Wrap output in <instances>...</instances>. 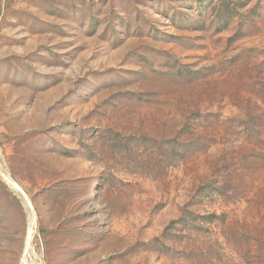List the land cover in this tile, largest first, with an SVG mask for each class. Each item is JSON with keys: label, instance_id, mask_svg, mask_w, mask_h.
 <instances>
[{"label": "rangeland", "instance_id": "rangeland-1", "mask_svg": "<svg viewBox=\"0 0 264 264\" xmlns=\"http://www.w3.org/2000/svg\"><path fill=\"white\" fill-rule=\"evenodd\" d=\"M0 264H264V0H0Z\"/></svg>", "mask_w": 264, "mask_h": 264}]
</instances>
